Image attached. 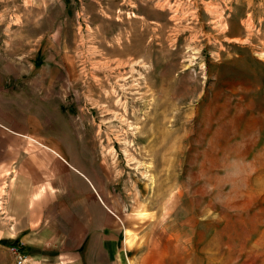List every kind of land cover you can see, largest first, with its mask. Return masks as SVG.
Wrapping results in <instances>:
<instances>
[{
	"label": "rangeland",
	"instance_id": "rangeland-1",
	"mask_svg": "<svg viewBox=\"0 0 264 264\" xmlns=\"http://www.w3.org/2000/svg\"><path fill=\"white\" fill-rule=\"evenodd\" d=\"M0 12L57 72L63 134L83 159L143 221L172 217V264H264V0H0Z\"/></svg>",
	"mask_w": 264,
	"mask_h": 264
},
{
	"label": "crops",
	"instance_id": "crops-1",
	"mask_svg": "<svg viewBox=\"0 0 264 264\" xmlns=\"http://www.w3.org/2000/svg\"><path fill=\"white\" fill-rule=\"evenodd\" d=\"M12 17L0 12V264H20L17 240L22 264L174 263L172 217L143 221L64 136L58 74L15 45Z\"/></svg>",
	"mask_w": 264,
	"mask_h": 264
},
{
	"label": "built area",
	"instance_id": "built-area-1",
	"mask_svg": "<svg viewBox=\"0 0 264 264\" xmlns=\"http://www.w3.org/2000/svg\"><path fill=\"white\" fill-rule=\"evenodd\" d=\"M11 250L14 253L18 263L22 264L27 260V256L25 255L23 250L22 242H17L15 244H12Z\"/></svg>",
	"mask_w": 264,
	"mask_h": 264
},
{
	"label": "bare ground",
	"instance_id": "bare-ground-1",
	"mask_svg": "<svg viewBox=\"0 0 264 264\" xmlns=\"http://www.w3.org/2000/svg\"><path fill=\"white\" fill-rule=\"evenodd\" d=\"M131 37V36H130ZM132 37H134V36H132ZM136 37V36H135ZM134 37V38H135ZM132 43H134V39L132 38H130V44H132ZM130 47H132L133 48V46H130ZM128 52H132V50L131 49H128L127 48V46L126 47H124L122 50H121V53H128ZM132 77V76H131ZM126 86H127V84H125ZM126 88V87H125ZM127 89V88H126ZM126 91V90H125ZM125 93V92H124ZM111 96V95H110ZM118 102H120V101H118Z\"/></svg>",
	"mask_w": 264,
	"mask_h": 264
}]
</instances>
